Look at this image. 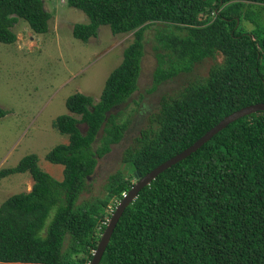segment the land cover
Returning <instances> with one entry per match:
<instances>
[{
  "label": "trees",
  "instance_id": "1",
  "mask_svg": "<svg viewBox=\"0 0 264 264\" xmlns=\"http://www.w3.org/2000/svg\"><path fill=\"white\" fill-rule=\"evenodd\" d=\"M45 1L0 0V42L17 40L13 27L20 19L35 33H47L52 13ZM66 5L90 19L74 25L76 39L88 42L101 26L113 35L133 32L134 39L99 100L75 93L66 100L70 114L55 120L69 141L46 159L63 166L61 181L39 167L36 154L0 169V180L21 173L34 180L29 192L0 206L3 263L90 264L108 221L134 186L135 172L145 176L226 116L264 102V0H67ZM155 24L185 32L156 35V49L166 53L158 54L155 86L205 59L219 55L222 61L162 103L138 146L127 150L126 167L109 178L105 196L80 202L99 159L128 129L127 122L117 121L119 112H112L138 89L145 31ZM7 114L0 107V118ZM100 264H264V111L230 123L144 187L120 218Z\"/></svg>",
  "mask_w": 264,
  "mask_h": 264
},
{
  "label": "rangeland",
  "instance_id": "2",
  "mask_svg": "<svg viewBox=\"0 0 264 264\" xmlns=\"http://www.w3.org/2000/svg\"><path fill=\"white\" fill-rule=\"evenodd\" d=\"M66 1H45L47 11L52 13L47 33H35L20 19L13 27L17 40L13 44L0 42V107L8 112L0 118V169L15 167L25 156L36 154L39 167L61 181L63 166L46 159L54 147L69 141L68 136L54 127L55 120L70 114L66 100L75 93L99 100L106 80L121 64L124 50L134 39L133 32L113 35L109 26H101L98 36L88 42L76 39L72 34L74 25L89 24L90 19L83 11L68 7ZM262 16L264 20V12ZM244 25L248 30L253 28L249 22L244 21ZM159 30L185 34L163 24L152 25L145 31L138 89L112 112H119L117 121L127 122L128 129L123 140L99 159L89 181L91 187L81 195L80 202L105 196L104 187L109 178L126 167L127 150L138 146L137 139L150 126L152 116L159 112L162 103L177 96L190 83L206 78L210 68L222 61L219 55L216 59H205L191 72L180 73L155 86L158 54L166 53L162 48L156 49ZM82 129L86 128L82 126ZM102 136L103 132L95 147L100 146ZM33 184L29 173L0 180V206L12 195L29 192Z\"/></svg>",
  "mask_w": 264,
  "mask_h": 264
},
{
  "label": "water",
  "instance_id": "3",
  "mask_svg": "<svg viewBox=\"0 0 264 264\" xmlns=\"http://www.w3.org/2000/svg\"><path fill=\"white\" fill-rule=\"evenodd\" d=\"M264 111V102L253 104L247 107H244L234 113L226 116L222 121H220L215 127L209 130L204 136H202L198 141H196L192 146L185 149L181 153L177 154L173 158L169 159L168 161L164 162L163 164L156 167L154 170L146 174L145 176L141 177L137 172L134 173L135 177V184L130 189L128 194L122 198L120 203L118 204L117 208L115 209L104 233L101 236V239L98 243L97 249L93 254V258L90 264H100L101 259L106 251V248L110 242L112 234L122 217L123 213L127 209L129 205H131L138 197L140 191L151 184L153 180L157 178L159 174L167 170L168 168L172 167L173 165L177 164L178 162L184 160L192 153L196 152L200 147H202L205 143H207L214 135L218 132L222 131L226 128L230 123L244 117L250 115L252 113Z\"/></svg>",
  "mask_w": 264,
  "mask_h": 264
},
{
  "label": "clouds",
  "instance_id": "4",
  "mask_svg": "<svg viewBox=\"0 0 264 264\" xmlns=\"http://www.w3.org/2000/svg\"><path fill=\"white\" fill-rule=\"evenodd\" d=\"M134 184H135V183H134ZM127 194H128V193H127ZM127 194H126V195H127ZM123 197H124V195H123ZM119 203H120V202H119ZM109 221H110V220H109ZM109 221H108V223H109ZM94 252H95V251H94ZM93 254H94V253H93Z\"/></svg>",
  "mask_w": 264,
  "mask_h": 264
},
{
  "label": "built area",
  "instance_id": "5",
  "mask_svg": "<svg viewBox=\"0 0 264 264\" xmlns=\"http://www.w3.org/2000/svg\"><path fill=\"white\" fill-rule=\"evenodd\" d=\"M126 196V194H124V197Z\"/></svg>",
  "mask_w": 264,
  "mask_h": 264
}]
</instances>
